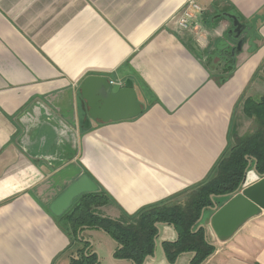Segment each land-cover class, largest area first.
Wrapping results in <instances>:
<instances>
[{
  "label": "crops",
  "instance_id": "crops-1",
  "mask_svg": "<svg viewBox=\"0 0 264 264\" xmlns=\"http://www.w3.org/2000/svg\"><path fill=\"white\" fill-rule=\"evenodd\" d=\"M188 1L0 0V264H69L65 212L49 207L78 175L113 200L100 216L124 220L202 183L234 137L252 130L242 101L264 95V20L255 49L244 44L221 79L232 45L226 14L248 22L264 0H192L201 10L182 28ZM90 75L130 79L141 113L122 118L117 105L89 117L79 85ZM212 214L205 209L200 223L215 249L201 264H264V210L226 239L214 238ZM158 229L143 264H190V253L167 261L162 242L177 233ZM78 234L97 264H134L113 257L117 244L102 230Z\"/></svg>",
  "mask_w": 264,
  "mask_h": 264
},
{
  "label": "trees",
  "instance_id": "trees-1",
  "mask_svg": "<svg viewBox=\"0 0 264 264\" xmlns=\"http://www.w3.org/2000/svg\"><path fill=\"white\" fill-rule=\"evenodd\" d=\"M223 76H228L235 66L232 47L224 46ZM264 74V68H263ZM243 113L252 119L253 128L241 136H235L216 161L207 178L200 184L184 190L165 201L143 207L132 215L123 213L124 220L100 216L96 208L113 204V200L99 189L80 195L62 215L68 226L70 245L75 250L69 264H97L98 255L91 252L90 243L78 234L79 229H99L106 233L117 247L113 257L143 264L153 254L158 224L173 226L177 240L163 241L162 247L169 263H174L183 253H195L190 264H201L215 247L205 238V230H196L203 210L212 207L216 198H230L245 177L249 159L256 161V171L264 173V95L242 101ZM249 170V169H248ZM211 195L215 196L213 200Z\"/></svg>",
  "mask_w": 264,
  "mask_h": 264
},
{
  "label": "water",
  "instance_id": "water-1",
  "mask_svg": "<svg viewBox=\"0 0 264 264\" xmlns=\"http://www.w3.org/2000/svg\"><path fill=\"white\" fill-rule=\"evenodd\" d=\"M226 15L232 20L233 25L227 35L232 43L229 46L232 47L230 54L235 56L246 43L250 46L249 51L254 50V40L259 37L256 29L257 22L264 20V13L255 15L248 22L240 21L235 15ZM79 89L81 99L90 107L88 115L92 119H102L105 113H111L115 108L118 109L117 105L122 110V118L135 117L142 111V105L137 100L133 82L130 79H127L123 84H118L111 83L107 77L90 75L83 79ZM115 104L116 106H114ZM90 126L89 119L86 118L81 128L87 130ZM250 163L251 160L249 159L245 177L236 192L230 195V199L220 207L213 201V206L208 208L213 212L209 218V227L218 239L230 237L245 221L264 210V173L260 174L256 171V161H254L252 168L256 175L255 181L248 184L246 180ZM97 190V185L86 174L82 173L51 203L49 210L53 215L60 216L71 207L80 195ZM211 198L214 200L215 196L211 195ZM202 216L203 212L197 228L205 230L207 240L206 226L200 223ZM156 239L157 237L155 238V245L157 244ZM158 245L160 247L161 244L158 243ZM192 255L194 256L195 253ZM148 257L150 256H147L145 260Z\"/></svg>",
  "mask_w": 264,
  "mask_h": 264
},
{
  "label": "built area",
  "instance_id": "built-area-1",
  "mask_svg": "<svg viewBox=\"0 0 264 264\" xmlns=\"http://www.w3.org/2000/svg\"><path fill=\"white\" fill-rule=\"evenodd\" d=\"M188 7L187 9H184L181 14L177 18V23L182 28H190L193 23V10L200 11V7L196 5L192 0L188 1Z\"/></svg>",
  "mask_w": 264,
  "mask_h": 264
},
{
  "label": "rangeland",
  "instance_id": "rangeland-1",
  "mask_svg": "<svg viewBox=\"0 0 264 264\" xmlns=\"http://www.w3.org/2000/svg\"><path fill=\"white\" fill-rule=\"evenodd\" d=\"M253 128V123L251 122V128L250 129H248V130H251ZM247 130V131H248ZM248 132H250V131H248ZM214 236V238H215V235H213ZM67 254L69 255V261H70V258L72 257V256H74L75 254H76V252H75V250H71V251H67Z\"/></svg>",
  "mask_w": 264,
  "mask_h": 264
}]
</instances>
